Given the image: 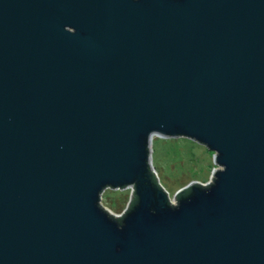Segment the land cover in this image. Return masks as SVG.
Listing matches in <instances>:
<instances>
[{
	"label": "water",
	"instance_id": "95a60500",
	"mask_svg": "<svg viewBox=\"0 0 264 264\" xmlns=\"http://www.w3.org/2000/svg\"><path fill=\"white\" fill-rule=\"evenodd\" d=\"M153 132L217 154L177 205ZM0 264H264V0H0Z\"/></svg>",
	"mask_w": 264,
	"mask_h": 264
},
{
	"label": "rangeland",
	"instance_id": "374dc122",
	"mask_svg": "<svg viewBox=\"0 0 264 264\" xmlns=\"http://www.w3.org/2000/svg\"><path fill=\"white\" fill-rule=\"evenodd\" d=\"M183 144L159 145L161 164H153L161 184L173 198L176 193L194 183L207 184L211 181L217 165L214 157L208 153L214 152L206 145L192 142L187 137ZM157 148L153 146V153ZM171 152V159H169ZM132 194V193H131ZM131 194L125 190L107 189L102 196V204L117 215L123 214L129 204Z\"/></svg>",
	"mask_w": 264,
	"mask_h": 264
},
{
	"label": "clouds",
	"instance_id": "9594fccd",
	"mask_svg": "<svg viewBox=\"0 0 264 264\" xmlns=\"http://www.w3.org/2000/svg\"><path fill=\"white\" fill-rule=\"evenodd\" d=\"M133 2L134 3L138 2V0H133ZM160 127L163 128V127H165V125L161 124ZM169 134H171V133H169ZM185 142L190 143V141H187V136H184V135H179V134H177V135H173V134L163 135L160 133L153 132L150 136V140H149V143L147 145V151H146L147 152V160L144 161V164L146 165L145 169H146L147 174H149L151 172V167L154 163L157 166H160V164H161L159 145H161V144H166V145L183 144ZM154 145L157 148L156 153H153V151H152V148ZM216 155L217 154L215 152L210 154V156H212V157H215ZM169 159H171V152H169ZM217 167H219V166H217ZM221 170H224V169L221 168ZM147 176L148 175L145 176V181H146ZM152 180H153V182H155V176L154 175L152 176ZM137 184H139V181H133V182H129L128 184H126L128 186L127 191L129 194L133 193ZM136 201H137V197H135L133 199L132 207L135 205ZM167 206L169 207V205H167ZM131 210L132 209L129 208V211H131Z\"/></svg>",
	"mask_w": 264,
	"mask_h": 264
},
{
	"label": "built area",
	"instance_id": "2783aa9c",
	"mask_svg": "<svg viewBox=\"0 0 264 264\" xmlns=\"http://www.w3.org/2000/svg\"><path fill=\"white\" fill-rule=\"evenodd\" d=\"M218 169H220V167H217L214 171H216V170H218ZM214 173V172H213ZM212 179H213V175H212V178H211V181H212ZM210 182V181H209ZM208 184V183H207ZM206 185V184H205ZM163 186V185H162ZM164 187V186H163ZM165 188V187H164ZM166 189V188H165ZM107 190V189H106ZM105 190V191H106ZM104 191V192H105ZM167 191V190H166ZM104 192L102 193V195H101V205L104 207V205L102 204V196H103V194H104ZM168 192V191H167ZM169 193V192H168ZM170 194V193H169ZM170 200H171V204L172 205H177V199H176V196H174L173 198L171 197V195H170ZM106 210H108L112 215H114L115 217H121L123 214H121V215H117V214H114L113 212H111L108 208H106V207H104Z\"/></svg>",
	"mask_w": 264,
	"mask_h": 264
},
{
	"label": "snow or ice",
	"instance_id": "6c2138e0",
	"mask_svg": "<svg viewBox=\"0 0 264 264\" xmlns=\"http://www.w3.org/2000/svg\"><path fill=\"white\" fill-rule=\"evenodd\" d=\"M211 153H213V152L208 153L209 156H210ZM140 202H141V200H140V197H139V195H138V196H137V201H136L135 205L133 206V211H135V209L139 206ZM115 225H116V227H117V225H119L121 229H123V228L125 227V225L123 224L122 221H117V222L115 223Z\"/></svg>",
	"mask_w": 264,
	"mask_h": 264
},
{
	"label": "trees",
	"instance_id": "16d2710c",
	"mask_svg": "<svg viewBox=\"0 0 264 264\" xmlns=\"http://www.w3.org/2000/svg\"><path fill=\"white\" fill-rule=\"evenodd\" d=\"M186 191L189 192V191H190V188L187 189ZM134 198H135V196H134ZM134 198H133V199H134ZM177 198H178V199L180 198V194L177 195ZM132 202H133V200H132ZM132 202H131L129 208H132ZM129 208H128V211H129ZM117 221H122V218H121V219H117Z\"/></svg>",
	"mask_w": 264,
	"mask_h": 264
}]
</instances>
